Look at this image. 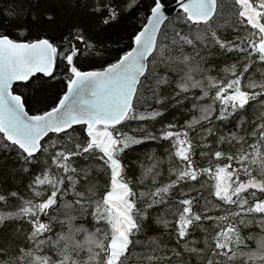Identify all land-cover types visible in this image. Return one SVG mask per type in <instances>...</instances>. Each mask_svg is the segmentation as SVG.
Returning <instances> with one entry per match:
<instances>
[{
  "label": "snow or ice",
  "instance_id": "snow-or-ice-1",
  "mask_svg": "<svg viewBox=\"0 0 264 264\" xmlns=\"http://www.w3.org/2000/svg\"><path fill=\"white\" fill-rule=\"evenodd\" d=\"M230 7L0 9V264H264V0Z\"/></svg>",
  "mask_w": 264,
  "mask_h": 264
},
{
  "label": "trees",
  "instance_id": "trees-1",
  "mask_svg": "<svg viewBox=\"0 0 264 264\" xmlns=\"http://www.w3.org/2000/svg\"><path fill=\"white\" fill-rule=\"evenodd\" d=\"M172 1L173 0H170V3ZM13 2L14 0H0V9L5 8L6 6L12 4ZM221 2L224 5L225 15L227 16V14L232 11L230 7L232 0H221ZM173 16H175V14ZM49 95H52V93H49ZM132 126L135 127V125H132Z\"/></svg>",
  "mask_w": 264,
  "mask_h": 264
},
{
  "label": "water",
  "instance_id": "water-1",
  "mask_svg": "<svg viewBox=\"0 0 264 264\" xmlns=\"http://www.w3.org/2000/svg\"><path fill=\"white\" fill-rule=\"evenodd\" d=\"M171 3H174V0H173ZM171 3H170V4H171ZM174 14H175V12L171 13L172 16H173Z\"/></svg>",
  "mask_w": 264,
  "mask_h": 264
}]
</instances>
